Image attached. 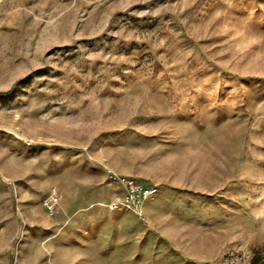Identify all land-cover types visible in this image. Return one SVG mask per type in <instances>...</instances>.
I'll list each match as a JSON object with an SVG mask.
<instances>
[{"label": "rangeland", "instance_id": "1", "mask_svg": "<svg viewBox=\"0 0 264 264\" xmlns=\"http://www.w3.org/2000/svg\"><path fill=\"white\" fill-rule=\"evenodd\" d=\"M0 264H264V0H0Z\"/></svg>", "mask_w": 264, "mask_h": 264}, {"label": "built area", "instance_id": "2", "mask_svg": "<svg viewBox=\"0 0 264 264\" xmlns=\"http://www.w3.org/2000/svg\"><path fill=\"white\" fill-rule=\"evenodd\" d=\"M29 144L33 141L27 140ZM108 178L111 182H116L123 186V193L117 194L108 204L111 210H126L136 214L142 221L145 216L142 212L143 205L151 198H154L158 192V186L142 183L133 176H126L115 170L109 169ZM48 217L55 216L60 209L59 191L57 187H52L49 194L43 200Z\"/></svg>", "mask_w": 264, "mask_h": 264}, {"label": "crops", "instance_id": "3", "mask_svg": "<svg viewBox=\"0 0 264 264\" xmlns=\"http://www.w3.org/2000/svg\"><path fill=\"white\" fill-rule=\"evenodd\" d=\"M77 221H79L78 219H76V218H70L69 219V224H71V225H77ZM108 222V221H107ZM109 228H110V225L108 226ZM105 228V227H104ZM127 228H128V225H127ZM106 229V228H105ZM79 244H77V247H79L78 246ZM118 247H116V249H117ZM96 249H98L97 247H94V248H92L91 250H95V251H99V250H96ZM127 249H130V247H127ZM112 250V249H111ZM113 250H115V249H113ZM86 251V250H85ZM69 252H84L81 248H79V249H77V250H75V249H71ZM71 263H73V262H71Z\"/></svg>", "mask_w": 264, "mask_h": 264}]
</instances>
